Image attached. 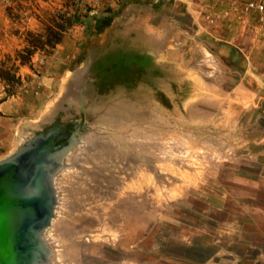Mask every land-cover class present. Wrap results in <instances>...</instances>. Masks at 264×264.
I'll return each mask as SVG.
<instances>
[{"label":"rangeland","instance_id":"1","mask_svg":"<svg viewBox=\"0 0 264 264\" xmlns=\"http://www.w3.org/2000/svg\"><path fill=\"white\" fill-rule=\"evenodd\" d=\"M248 1L0 0V68L16 72L0 78V161L77 130L44 264H264V14ZM95 15L112 20L97 31ZM117 43L155 67L70 87Z\"/></svg>","mask_w":264,"mask_h":264},{"label":"water","instance_id":"2","mask_svg":"<svg viewBox=\"0 0 264 264\" xmlns=\"http://www.w3.org/2000/svg\"><path fill=\"white\" fill-rule=\"evenodd\" d=\"M76 132L39 135L0 161V264L47 262L43 231L54 215L53 179L77 142Z\"/></svg>","mask_w":264,"mask_h":264},{"label":"crops","instance_id":"3","mask_svg":"<svg viewBox=\"0 0 264 264\" xmlns=\"http://www.w3.org/2000/svg\"><path fill=\"white\" fill-rule=\"evenodd\" d=\"M64 42L65 43L59 45L57 52L61 53L62 55L73 57V54H71L72 50H70L71 43L73 42L66 41V39ZM123 63L131 64L132 66H136L137 68L141 69L143 72L146 71L149 73L152 70V67H155L156 54L155 52L149 51L141 52L138 49H135L134 47H128L126 45L117 43L116 47L105 52V54L102 55V58L100 60L94 62V64L91 66V69H89L87 73L88 75H84L80 70L69 71L66 76L74 77V79L70 82V87H75L77 83L80 82V76H108L103 74L99 75V72L105 70L109 72L110 70H112L113 67ZM96 67L100 68V70H96ZM84 85L82 89H84Z\"/></svg>","mask_w":264,"mask_h":264},{"label":"trees","instance_id":"4","mask_svg":"<svg viewBox=\"0 0 264 264\" xmlns=\"http://www.w3.org/2000/svg\"><path fill=\"white\" fill-rule=\"evenodd\" d=\"M111 20H112V18L111 17H109ZM108 18V20L106 21V20H102L101 18H99V16H97V15H95V17H94V24L92 25L97 31H100V30H104L105 28V26L106 25H108L109 23H110V19ZM77 21V17H76V15H74V16H72L71 18H70V24H73V23H75ZM58 28H59V32L58 33H54V34H51L52 35V37H53V39H51L50 40V43L51 44H48L51 48H55L58 44H60L61 42H62V38H63V35H64V33H65V30H64V28H63V26H58ZM29 43H32V47H34V49L35 50H38V49H41V50H44V48H42V47H40L39 46V44H33V42L31 41V40H29ZM33 52H36V51H33L30 47H27V48H25L23 51H19L18 52V55H19V57H20V59H21V63L22 64H27V63H29V62H27V57H26V55H28L29 56V58H31L32 57V55H33ZM26 54V55H25ZM28 58V59H29ZM122 65V66H121ZM120 66L121 67H123V66H128V64L127 63H123V64H120ZM4 67V66H3ZM119 67V65L118 66H115V67H113L112 68V70H110L108 73H107V75H110V73H113V71L115 72V70L117 71V69H119L118 68ZM141 70V69H140ZM14 71V69L13 68H7V69H5V70H3V69H1L0 68V78L1 79H4L5 81H7L8 83H7V85H10V82L13 80V79H15V78H13V77H15L16 76V72H13ZM142 71V70H141ZM122 73V72H121ZM8 92H11V89H9V91ZM9 94H11V93H9Z\"/></svg>","mask_w":264,"mask_h":264},{"label":"built area","instance_id":"5","mask_svg":"<svg viewBox=\"0 0 264 264\" xmlns=\"http://www.w3.org/2000/svg\"><path fill=\"white\" fill-rule=\"evenodd\" d=\"M246 10L249 12L258 11L264 14V0L263 2L256 0H249L246 3Z\"/></svg>","mask_w":264,"mask_h":264}]
</instances>
